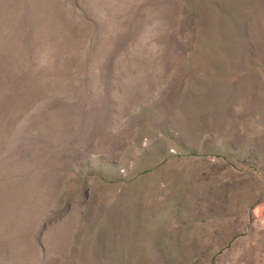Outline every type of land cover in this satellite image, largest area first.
<instances>
[{"label":"rangeland","instance_id":"374dc122","mask_svg":"<svg viewBox=\"0 0 264 264\" xmlns=\"http://www.w3.org/2000/svg\"><path fill=\"white\" fill-rule=\"evenodd\" d=\"M0 264H264V0H0Z\"/></svg>","mask_w":264,"mask_h":264},{"label":"bare ground","instance_id":"6f19581e","mask_svg":"<svg viewBox=\"0 0 264 264\" xmlns=\"http://www.w3.org/2000/svg\"><path fill=\"white\" fill-rule=\"evenodd\" d=\"M83 142V141H82Z\"/></svg>","mask_w":264,"mask_h":264}]
</instances>
